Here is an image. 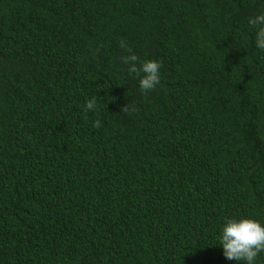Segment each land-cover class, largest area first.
<instances>
[{"label": "trees", "instance_id": "16d2710c", "mask_svg": "<svg viewBox=\"0 0 264 264\" xmlns=\"http://www.w3.org/2000/svg\"><path fill=\"white\" fill-rule=\"evenodd\" d=\"M261 11L0 0V264H237L223 219L264 222ZM121 40L160 62L153 90Z\"/></svg>", "mask_w": 264, "mask_h": 264}, {"label": "clouds", "instance_id": "9594fccd", "mask_svg": "<svg viewBox=\"0 0 264 264\" xmlns=\"http://www.w3.org/2000/svg\"><path fill=\"white\" fill-rule=\"evenodd\" d=\"M248 24L255 29V47L264 51V11L250 17ZM119 46L129 53L122 59L128 65L127 72L139 77L140 90H153L160 83V62L154 59L139 61L124 40L120 41ZM95 104V99H90L85 108L92 110ZM217 241L216 245L221 247L225 260L237 264H256L258 256L264 253V222L248 216L226 217L219 226Z\"/></svg>", "mask_w": 264, "mask_h": 264}]
</instances>
